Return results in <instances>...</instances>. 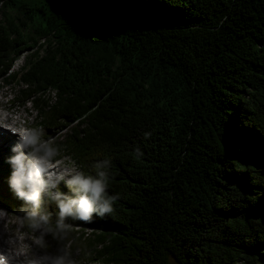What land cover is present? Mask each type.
Here are the masks:
<instances>
[{"label": "trees", "instance_id": "16d2710c", "mask_svg": "<svg viewBox=\"0 0 264 264\" xmlns=\"http://www.w3.org/2000/svg\"><path fill=\"white\" fill-rule=\"evenodd\" d=\"M0 7V82L41 138L62 134L57 156L85 174L110 162L114 210L66 220L72 259L264 264V0ZM8 176L0 206L23 218Z\"/></svg>", "mask_w": 264, "mask_h": 264}, {"label": "clouds", "instance_id": "9594fccd", "mask_svg": "<svg viewBox=\"0 0 264 264\" xmlns=\"http://www.w3.org/2000/svg\"><path fill=\"white\" fill-rule=\"evenodd\" d=\"M40 129H30L18 135L10 146L6 163L10 166L7 179L10 190L27 206L21 220L34 236V245L47 249L46 237L60 245L54 253L43 252L31 264H75L69 251L71 228L66 222L89 221L94 215L103 218L113 212L116 195L107 192L109 161H97L94 174H85L74 167L59 172L50 171L55 165L57 149L52 141L41 139ZM63 183L68 193L59 190ZM55 205L56 212L49 211Z\"/></svg>", "mask_w": 264, "mask_h": 264}, {"label": "rangeland", "instance_id": "374dc122", "mask_svg": "<svg viewBox=\"0 0 264 264\" xmlns=\"http://www.w3.org/2000/svg\"><path fill=\"white\" fill-rule=\"evenodd\" d=\"M14 1H16L17 3H21V2H28L30 0H14ZM0 10H1V7H0ZM0 16H1V13H0ZM28 52H30V50ZM22 60L23 58H19L17 60L16 64L13 67L14 70H18L20 68V66L22 65ZM0 102H1L0 103V106H1L0 113H2V115H9L11 116L10 117L11 119L18 118L17 120L21 124L26 123L28 128L30 127V129H37V126H36V122L38 120L37 113L33 109L32 105L30 103L22 104L20 101H14L13 100V88L4 86L3 83L1 82H0ZM3 107L5 109L9 108V111L5 110ZM4 124L5 123H2V126H5ZM57 135L58 134H56L52 140H47V141H52V142L60 141L59 138L62 134H59L58 137ZM41 139L45 140L44 138H41ZM11 154H12L11 152H8V150H6L5 152L1 154L2 158L0 157V159L5 160V161L0 160V165H3V167L7 169L8 173H10V166L8 165V163H6V158L10 156ZM61 160L64 161L65 163L61 171L66 170V169H71L73 167L76 170H79L75 166L74 160L71 159L68 155L64 156V158H61ZM21 220H22V217L20 214L8 211L4 207L0 206V233H2V235H5L3 237V240L0 241V252H3L7 249V247H5L6 246L5 243L7 242V240H14V237L16 238L18 243L19 242L22 243V245H24L26 248L24 250L21 248L22 246H17L14 249V251H16L19 256L21 255L22 257H25V261L27 260L28 262L32 261V259L36 258L38 255H41L45 251L48 253H54L56 249L60 246V245H50L46 237V241L48 244L47 249H39L38 246L34 245L33 233L31 232V230L26 228L25 225L21 224ZM28 237L30 239H28ZM74 262L75 264H91V263H88L87 261L80 260V259L74 260Z\"/></svg>", "mask_w": 264, "mask_h": 264}, {"label": "bare ground", "instance_id": "6f19581e", "mask_svg": "<svg viewBox=\"0 0 264 264\" xmlns=\"http://www.w3.org/2000/svg\"><path fill=\"white\" fill-rule=\"evenodd\" d=\"M1 103V102H0ZM4 106V105H3ZM1 107V106H0ZM5 107V106H4ZM3 107V108H4ZM7 107V106H6ZM11 107V106H10ZM5 109V108H4ZM2 110V109H1ZM5 110H7V111H9V108H6ZM11 116H9V115H2V113H0V128H3L2 127V125H1V123H6L7 125H12L11 127H9V128H13V129H20V130H23L24 131V129H27L28 128V126H27V124L26 123H20L17 119H11L10 118ZM13 118V117H12ZM19 124H20V126H19ZM5 125V124H4ZM25 132V131H24ZM23 132V133H24ZM22 133V134H23ZM17 137H18V135H11V134H9V133H7V134H5V136H3V135H0V157L2 158V156H1V154L3 153V152H5L6 150H8V152H10V146L11 145H13L15 142H16V139H17ZM0 160H3V159H0ZM3 161H5V160H3ZM1 221H3V220H1ZM6 223V222H5ZM5 235H2V233H0V241H2L3 240V237H4ZM28 239H30L29 237H28ZM25 240V239H24ZM23 240V241H24ZM26 241V240H25ZM24 241V242H25ZM5 242V241H4ZM27 242H28V240H27ZM24 244V243H23ZM5 247H7V249L5 250L6 251V253H1V254H9L8 255V257H9V259H15V260H17V261H23V262H25V257H22L21 255L19 256L18 254H17V252L16 251H14V249L17 247V246H22L21 248L22 249H26L25 248V246L24 245H22V243H18V241L16 240V238L14 237V240H7V242L5 243ZM35 248V247H34ZM36 249V248H35ZM7 252H9V253H7ZM28 254H30V253H28ZM40 254V253H39ZM28 257V256H27ZM29 258V257H28ZM35 259V258H34Z\"/></svg>", "mask_w": 264, "mask_h": 264}, {"label": "snow or ice", "instance_id": "6c2138e0", "mask_svg": "<svg viewBox=\"0 0 264 264\" xmlns=\"http://www.w3.org/2000/svg\"><path fill=\"white\" fill-rule=\"evenodd\" d=\"M0 260H3V257H0Z\"/></svg>", "mask_w": 264, "mask_h": 264}]
</instances>
